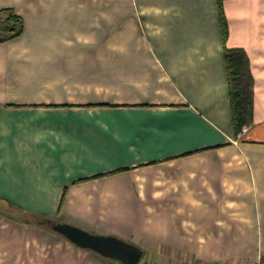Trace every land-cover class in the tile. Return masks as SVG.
Wrapping results in <instances>:
<instances>
[{"label": "crops", "instance_id": "crops-1", "mask_svg": "<svg viewBox=\"0 0 264 264\" xmlns=\"http://www.w3.org/2000/svg\"><path fill=\"white\" fill-rule=\"evenodd\" d=\"M219 3L0 0L24 23L0 42V264H124L41 218L149 264L264 263V0H221L225 39Z\"/></svg>", "mask_w": 264, "mask_h": 264}, {"label": "trees", "instance_id": "trees-1", "mask_svg": "<svg viewBox=\"0 0 264 264\" xmlns=\"http://www.w3.org/2000/svg\"><path fill=\"white\" fill-rule=\"evenodd\" d=\"M219 1L221 27L223 38L225 39L227 23L223 15L221 0ZM23 25V18L11 8L0 10V42L21 35ZM224 56L228 74L233 123L236 132H240L244 124L247 101L251 95L248 61L243 50L238 48H225ZM37 221L50 226L58 223V221L48 218H41Z\"/></svg>", "mask_w": 264, "mask_h": 264}, {"label": "water", "instance_id": "water-1", "mask_svg": "<svg viewBox=\"0 0 264 264\" xmlns=\"http://www.w3.org/2000/svg\"><path fill=\"white\" fill-rule=\"evenodd\" d=\"M52 227L72 242L83 247H90L102 254L116 257L124 264H137L142 255L140 249L115 237L93 235L66 223H55Z\"/></svg>", "mask_w": 264, "mask_h": 264}, {"label": "rangeland", "instance_id": "rangeland-1", "mask_svg": "<svg viewBox=\"0 0 264 264\" xmlns=\"http://www.w3.org/2000/svg\"><path fill=\"white\" fill-rule=\"evenodd\" d=\"M145 260V258H143V259H141L140 261H139V263L138 264H149V263H145V262H143ZM151 264H154V262H151Z\"/></svg>", "mask_w": 264, "mask_h": 264}, {"label": "built area", "instance_id": "built-area-1", "mask_svg": "<svg viewBox=\"0 0 264 264\" xmlns=\"http://www.w3.org/2000/svg\"><path fill=\"white\" fill-rule=\"evenodd\" d=\"M259 264H260V261H259ZM262 264H264V263H262Z\"/></svg>", "mask_w": 264, "mask_h": 264}]
</instances>
